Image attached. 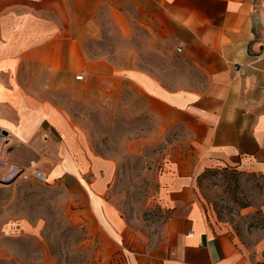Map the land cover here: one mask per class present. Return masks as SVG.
Instances as JSON below:
<instances>
[{
  "label": "crops",
  "instance_id": "obj_1",
  "mask_svg": "<svg viewBox=\"0 0 264 264\" xmlns=\"http://www.w3.org/2000/svg\"><path fill=\"white\" fill-rule=\"evenodd\" d=\"M107 19L165 41L172 75L90 56ZM86 97L171 141L155 239L129 229L110 197L114 163L67 104ZM0 131V237L38 235L8 211L7 185L41 173L65 187L64 215L98 246V264H254L205 210L199 183L215 169L264 175V0H0Z\"/></svg>",
  "mask_w": 264,
  "mask_h": 264
},
{
  "label": "rangeland",
  "instance_id": "obj_2",
  "mask_svg": "<svg viewBox=\"0 0 264 264\" xmlns=\"http://www.w3.org/2000/svg\"><path fill=\"white\" fill-rule=\"evenodd\" d=\"M85 48L92 57L120 59L124 66L135 64L164 77L179 64L177 52L165 41H153L139 25L125 34L108 19L102 36L89 40ZM67 104L89 147L114 163L110 197L124 223L155 239L168 216L160 206L158 178L171 141L128 120L123 110L110 112L89 97ZM7 186L14 191L8 211L30 219L40 230L33 238L14 233L0 237V264H98V246L87 241L84 228L64 215V186L28 178ZM199 189L215 222L231 230L254 264L264 263V251L258 249L264 242V175L210 170L200 179Z\"/></svg>",
  "mask_w": 264,
  "mask_h": 264
},
{
  "label": "built area",
  "instance_id": "obj_3",
  "mask_svg": "<svg viewBox=\"0 0 264 264\" xmlns=\"http://www.w3.org/2000/svg\"><path fill=\"white\" fill-rule=\"evenodd\" d=\"M180 51H181V50H179V52H180ZM77 79H78V80H82L83 77H82V76H79V77H77ZM3 138H5V134H4L3 131H0V140L3 139ZM36 178H37L38 180H40V181H45V176L42 175L41 173H36Z\"/></svg>",
  "mask_w": 264,
  "mask_h": 264
},
{
  "label": "trees",
  "instance_id": "obj_4",
  "mask_svg": "<svg viewBox=\"0 0 264 264\" xmlns=\"http://www.w3.org/2000/svg\"><path fill=\"white\" fill-rule=\"evenodd\" d=\"M258 264H264V263H258Z\"/></svg>",
  "mask_w": 264,
  "mask_h": 264
}]
</instances>
